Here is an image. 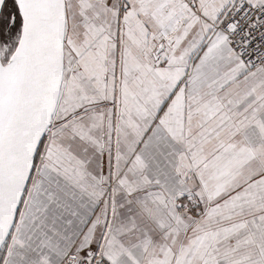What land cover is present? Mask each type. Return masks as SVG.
I'll return each instance as SVG.
<instances>
[{"label": "snow or ice", "instance_id": "1", "mask_svg": "<svg viewBox=\"0 0 264 264\" xmlns=\"http://www.w3.org/2000/svg\"><path fill=\"white\" fill-rule=\"evenodd\" d=\"M0 264H264V0H0Z\"/></svg>", "mask_w": 264, "mask_h": 264}]
</instances>
